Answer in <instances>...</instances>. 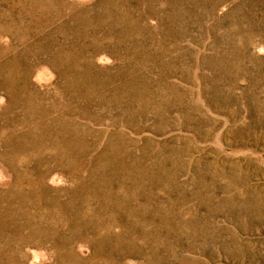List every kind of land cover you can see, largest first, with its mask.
<instances>
[{
    "label": "rangeland",
    "instance_id": "1",
    "mask_svg": "<svg viewBox=\"0 0 264 264\" xmlns=\"http://www.w3.org/2000/svg\"><path fill=\"white\" fill-rule=\"evenodd\" d=\"M0 29V264H264V0H0Z\"/></svg>",
    "mask_w": 264,
    "mask_h": 264
},
{
    "label": "bare ground",
    "instance_id": "2",
    "mask_svg": "<svg viewBox=\"0 0 264 264\" xmlns=\"http://www.w3.org/2000/svg\"><path fill=\"white\" fill-rule=\"evenodd\" d=\"M1 31V29H0ZM1 54V50H0ZM40 69V68H39ZM14 67L11 64L5 63V64H0V75L4 74V77L6 80H8L10 83H14L13 77H14ZM37 72V71H36ZM35 72V73H36ZM39 73V72H38ZM41 75V74H40ZM11 86V85H10ZM12 89V87H11Z\"/></svg>",
    "mask_w": 264,
    "mask_h": 264
}]
</instances>
